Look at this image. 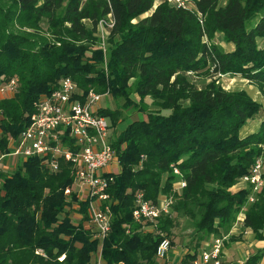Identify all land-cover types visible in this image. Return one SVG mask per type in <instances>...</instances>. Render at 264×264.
I'll list each match as a JSON object with an SVG mask.
<instances>
[{"label": "trees", "instance_id": "16d2710c", "mask_svg": "<svg viewBox=\"0 0 264 264\" xmlns=\"http://www.w3.org/2000/svg\"><path fill=\"white\" fill-rule=\"evenodd\" d=\"M192 4L0 0V82L17 78L13 94L0 97V153L26 126L36 99L64 76L83 93L90 88L119 103L97 110L109 129L130 107L142 116L109 136L119 168L99 207H108L102 239L93 237L89 224L91 199L73 190L70 162L59 158L52 170L30 156L0 168V264H156L155 247L164 237L172 245L180 216L204 239L226 234L241 213L242 227L264 242V105L211 77H243L263 89L264 0ZM107 13L113 23L103 49L96 25ZM198 75L209 79L198 85ZM254 119L256 127L244 131ZM256 158L263 161V184L249 202V185L228 189ZM178 180L184 185L169 191ZM136 192L153 203L164 195L168 211L134 221ZM261 257L262 248H255L245 264Z\"/></svg>", "mask_w": 264, "mask_h": 264}, {"label": "built area", "instance_id": "2783aa9c", "mask_svg": "<svg viewBox=\"0 0 264 264\" xmlns=\"http://www.w3.org/2000/svg\"><path fill=\"white\" fill-rule=\"evenodd\" d=\"M167 1L182 7H193L192 0ZM112 23L110 13L97 22L99 42L103 49L107 29ZM218 75L224 74L218 73ZM16 86L17 78L12 76L0 82V94L9 96L13 94ZM101 96L103 93L90 88L83 93L71 77H61L53 89L36 99L28 123L16 138H8V151L0 153L2 169L10 168L16 161L30 156L42 158L44 165L52 170L57 169L59 158L70 162L73 168V185L81 189V191L76 189L77 195L91 199L89 222L92 225L93 237L98 239H102L109 229L108 207L105 206L104 211L99 207L102 201L107 199L105 190L119 168L115 151L110 145L106 118L97 113L101 105ZM7 159L15 160L11 164ZM262 170L263 161L261 158H256L248 174L238 179V188L250 186L249 202L263 184ZM172 172L179 175L174 167ZM176 184L178 188L184 185L183 181L179 180ZM63 193L68 194L69 188L64 189ZM166 203L144 200L142 193L136 192L131 212L132 219L136 222L153 221L168 211ZM239 215L241 217L237 220L239 219L240 222L232 226L242 223V214ZM224 240V235H209L199 244L195 252L190 253H194L193 258L183 264H223ZM169 248L168 238L160 239L154 250V258L164 259Z\"/></svg>", "mask_w": 264, "mask_h": 264}, {"label": "rangeland", "instance_id": "374dc122", "mask_svg": "<svg viewBox=\"0 0 264 264\" xmlns=\"http://www.w3.org/2000/svg\"><path fill=\"white\" fill-rule=\"evenodd\" d=\"M221 2H222V0H219V3H221ZM215 34L217 35L218 33H215ZM216 37H219V36L217 35ZM217 42L222 47L226 48L228 46V45H226V43H224L219 38H218ZM259 42H261V43L264 42V39H260ZM211 77H214L215 81L219 82L221 84V86L224 87L225 89H238V88L244 89L253 99L258 100V102H260L261 104L264 105V86H263V89H258L255 85L250 84V82H248L247 79H245L243 77H237L234 75H229V74H224V75L215 74V75H212ZM208 79H209L208 77H203L201 75H198L197 77H195V81L197 82L198 85H200L203 82V80H208ZM135 98H137L136 95H135ZM100 104H101V106L109 107V108H114L115 106L119 107L118 105H116L119 103H115L113 98L108 93H103V96H101V99H100ZM141 117L142 116L135 110V108H133V107L128 108V110L126 112H124V119L122 121L118 122L114 127H112V128L110 127L109 132H108L110 138H112V136H115V134H117V132L120 131L126 125V123L129 120H131L132 118H141ZM106 121L109 122V119L106 118ZM256 123H257V119L249 121L248 125L245 126L244 130L248 131V130L254 129L256 127ZM14 160L15 159H13L11 161L10 159H7V161H9V163L11 162V164L14 163ZM237 182L228 189V190H230V192H234L238 189L237 186H239V184ZM176 183H177V181L174 182V184H172V188L170 187L169 191H173L175 189L178 190V186H177L178 184H176ZM76 189L81 191V189H79L76 185H73V190L76 191ZM158 199H159V202H162V203L167 202L166 205H167V210H168L169 198H165L164 195H159ZM72 216H73V218H78L79 214H76V212H74V214H72ZM240 217H241V215L237 214L233 224L240 222L239 221ZM237 218H239V219L237 220ZM175 221H176L175 222L176 225L174 228H172V230L170 232V236H169L170 237L169 239L172 240V245L168 249V252L165 256V259L167 256H169L171 262L174 261V259L172 258L174 249L176 250V248H178L181 250V249L186 248L187 250H193L192 248H193L194 244H196V242H198L197 247H196V249H198V245L202 241H204V239H198L196 237V236H198V234L194 233L193 222L189 218L184 217V216H180V217H176ZM89 224H90V222H89ZM90 226H91V224H90ZM171 252H172V255L168 254ZM159 260L160 259H155V261H157V263Z\"/></svg>", "mask_w": 264, "mask_h": 264}, {"label": "crops", "instance_id": "0c3cea01", "mask_svg": "<svg viewBox=\"0 0 264 264\" xmlns=\"http://www.w3.org/2000/svg\"><path fill=\"white\" fill-rule=\"evenodd\" d=\"M223 1L224 0H222L221 3H223ZM1 96L0 94V97ZM223 235L225 236L223 242V264H239L242 261L245 262L247 256L252 254L255 248H262V257L257 264H264V242L256 241L252 232L248 228H243L241 223H238L236 226H231L228 232ZM185 249L180 250L176 248V250H173V262H171L169 256H167L166 259L159 260L158 263L156 261V263L179 264L188 254L193 252L192 250ZM168 254L172 255V252Z\"/></svg>", "mask_w": 264, "mask_h": 264}]
</instances>
